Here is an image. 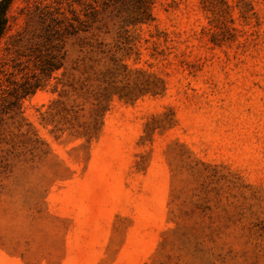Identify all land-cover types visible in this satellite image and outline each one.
<instances>
[{
    "label": "rangeland",
    "instance_id": "rangeland-1",
    "mask_svg": "<svg viewBox=\"0 0 264 264\" xmlns=\"http://www.w3.org/2000/svg\"><path fill=\"white\" fill-rule=\"evenodd\" d=\"M0 264H264V0H13Z\"/></svg>",
    "mask_w": 264,
    "mask_h": 264
},
{
    "label": "trees",
    "instance_id": "trees-1",
    "mask_svg": "<svg viewBox=\"0 0 264 264\" xmlns=\"http://www.w3.org/2000/svg\"><path fill=\"white\" fill-rule=\"evenodd\" d=\"M13 0H0V38L7 26V10Z\"/></svg>",
    "mask_w": 264,
    "mask_h": 264
}]
</instances>
